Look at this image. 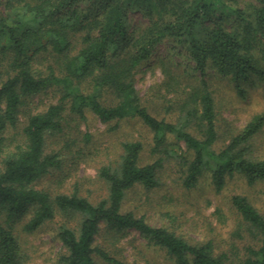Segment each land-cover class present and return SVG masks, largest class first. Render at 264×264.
<instances>
[{
  "label": "trees",
  "instance_id": "16d2710c",
  "mask_svg": "<svg viewBox=\"0 0 264 264\" xmlns=\"http://www.w3.org/2000/svg\"><path fill=\"white\" fill-rule=\"evenodd\" d=\"M136 11L148 21L131 28ZM168 39L183 45L193 71L205 74L212 66L241 93L249 82L264 83V0H0V264H22L15 225L26 216L25 232L63 218L56 232L64 248L59 264H128L97 243L101 233L118 238L127 229L163 247L177 264H264V214L244 194L231 197L239 216L236 235L252 241L237 254L219 251L212 240L190 242L123 210L128 189L159 184L167 159L177 161L186 189L207 172L218 192L234 175L250 184L264 180V158L253 154L252 144L264 111L217 150V108L206 80L190 84L176 121L158 118L145 105L137 72ZM42 52L53 58L46 70L38 66ZM170 61L161 64L171 88L179 81ZM50 87L58 100L29 113L20 127L28 98ZM88 112L103 122L140 119L153 132L156 155L142 164L143 142L124 141L116 163L99 169L108 193L96 202L78 189L52 193L39 187L63 163L49 141L65 132L69 117L85 119ZM172 135L186 150L171 147Z\"/></svg>",
  "mask_w": 264,
  "mask_h": 264
},
{
  "label": "rangeland",
  "instance_id": "374dc122",
  "mask_svg": "<svg viewBox=\"0 0 264 264\" xmlns=\"http://www.w3.org/2000/svg\"><path fill=\"white\" fill-rule=\"evenodd\" d=\"M147 21L138 11L131 14V28H139ZM152 59L136 75L137 88L145 105L158 118L176 121L190 84L206 80L214 92L217 108L219 136L214 145L217 150L223 148L230 137L256 114L264 111L263 82H249L244 85L245 92L241 93L236 82L223 77L212 66L207 67L205 74L193 71L194 61L188 58L183 45L174 39L160 45ZM164 59L171 60L168 66L178 74L179 82L171 88L161 64ZM52 60L48 53L42 52L37 59L38 66L46 70ZM58 98L59 94L53 87L29 97L22 107L19 126H23L29 113L43 111ZM193 132L200 135L196 129ZM14 135L15 130L11 129L9 136L16 138ZM126 140L143 142L142 164L155 160L153 132L140 119L103 122L92 112H88L85 119L69 117L65 132L49 141L50 148L62 152V166L43 177L39 187L52 193H71L78 189L81 195L94 202L104 198L108 188L98 175L99 169L116 163ZM169 141L178 152L186 150L185 143L173 135ZM252 144L253 154L264 158V126L253 136ZM178 169L175 159H167L158 173L159 184L154 187L137 184L128 189L123 199V210L145 216L151 225L167 227L190 242L212 240L219 251L240 252V248L252 240L248 237L238 239L236 235L239 216L232 206L231 197L234 194L246 195L264 214V180L250 184L242 175H234L227 178L226 186L218 192L207 172L195 187L186 189L179 182ZM28 218L24 217L15 225L22 264H59L58 256L64 248L56 232L63 218L48 221L34 232H25L22 225ZM97 243L128 264H177L163 247L150 243L135 229L121 232L118 238L101 233Z\"/></svg>",
  "mask_w": 264,
  "mask_h": 264
}]
</instances>
